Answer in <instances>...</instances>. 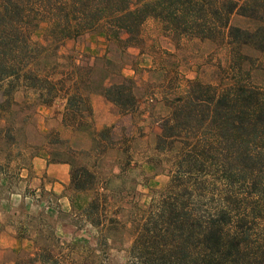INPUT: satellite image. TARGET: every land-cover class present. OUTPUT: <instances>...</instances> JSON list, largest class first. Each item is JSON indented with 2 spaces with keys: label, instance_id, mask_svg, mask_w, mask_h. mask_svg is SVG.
Here are the masks:
<instances>
[{
  "label": "trees",
  "instance_id": "trees-1",
  "mask_svg": "<svg viewBox=\"0 0 264 264\" xmlns=\"http://www.w3.org/2000/svg\"><path fill=\"white\" fill-rule=\"evenodd\" d=\"M234 12L256 19L255 29L229 25ZM149 18L176 35L209 40L228 37L229 43L264 50V0H0V119L11 124L7 130L15 129L18 117L28 120L30 113L21 115L24 105L48 106L60 97L66 101L63 124L69 119L77 125L84 123L85 115L91 117L88 96L95 83L91 68L71 63L69 72H62L58 49L67 38L87 31H103L107 40L114 42L122 31L127 34L125 43L135 41ZM42 26L43 41H38L32 35ZM127 82L124 79L107 87L99 84L97 89L107 99L130 100L134 96ZM167 121L171 126H163L158 138L163 146L166 140L181 145L176 155L177 171L162 191L166 199L161 201L152 227L145 223L135 234L129 249L131 263L264 264V88L238 79L223 86L189 81L185 93L174 99ZM181 125L206 132L196 142L183 145L185 137L192 135L180 136ZM98 134L94 131L91 135L97 146ZM52 143L64 146L60 138ZM221 143L224 149L220 151ZM212 145L215 154L211 153ZM83 152L69 147L47 152L52 155L48 161L70 165L76 191L86 190V183L94 178L85 165L75 163V156ZM211 159L222 162L228 196L221 200L225 199L226 205L218 201L210 211L196 212L190 199L204 191ZM225 159L230 163L227 166ZM105 200V192H97L80 212L82 220L98 230L101 246L112 238L119 223L104 211ZM43 237L51 246L61 243L53 227ZM44 245L39 246L40 253L14 264H46L47 257L53 260L51 264H60L63 259L66 264L73 263L70 255L58 258Z\"/></svg>",
  "mask_w": 264,
  "mask_h": 264
},
{
  "label": "rangeland",
  "instance_id": "rangeland-1",
  "mask_svg": "<svg viewBox=\"0 0 264 264\" xmlns=\"http://www.w3.org/2000/svg\"><path fill=\"white\" fill-rule=\"evenodd\" d=\"M257 24L256 19L239 13L234 12L229 17V25L248 31L254 30ZM43 34L42 26L32 36L43 41ZM126 37L127 34L120 31V39L114 42L113 39L107 40L103 31H87L67 38L58 49L62 72L68 73L71 63L91 68L90 76L95 81L88 96L91 117L85 115L84 123L77 125L74 119H69L66 125L63 124L66 101L61 97L48 106L28 108V104H22L21 115L24 117L30 113L29 118L21 121L18 117L11 132L7 130L11 124L0 119L1 198L7 197V191L24 190L18 171L28 166L32 157L44 155L48 161L52 155L47 152L56 149L84 150L83 154L75 156V163L77 166L85 165L94 173L84 191H76L70 178L68 194L71 209L67 212L59 210L57 216L59 245L51 246L52 243L43 237L56 225L52 219L44 213L31 215L22 204L19 205L15 219L19 233L31 236L34 249L9 253V264L34 256L43 244L58 258L70 255L72 264H132L129 249L135 234L145 223L152 227L161 201L166 199V192L162 191L177 171L176 155L181 145L166 140L163 146L158 138L163 133V126L172 124L167 119L172 113L174 99L185 93L189 81L223 86L238 79L264 88V50L251 44H232L228 37L222 36L209 40L176 35L164 30L161 23L153 18L144 22L137 40L125 43ZM124 79L129 80L127 84L132 86L133 99H107L97 89L99 84L107 87ZM91 97L98 98L94 104ZM17 99L21 100V94H17ZM193 125L200 127L197 123ZM181 126L180 136L192 135L185 137L183 145L196 142L206 132ZM94 131L99 132L96 138L99 146L91 140ZM6 135L14 139L7 140ZM57 138L64 141V146L52 143ZM201 141L199 144L202 145L207 142L204 138ZM218 147L223 150V143ZM214 148L212 145V154H215ZM97 151L102 152L98 155ZM211 160L212 163L209 161L211 164H207L208 174L204 177V191H201V196L190 199L196 212L210 211L218 201H222V197L228 196V187L223 185L222 162ZM229 164L225 159L224 166ZM25 190L32 192L27 187ZM97 192H105L103 208L106 214L119 220L112 238L102 246L98 230L80 216L82 208ZM241 196L239 194L238 197ZM222 202L226 205L225 199ZM237 205L242 209L240 201ZM149 218H152L150 222ZM47 259L49 262L46 264H51L53 260ZM63 260L60 264H66V259ZM34 264L41 263L37 261Z\"/></svg>",
  "mask_w": 264,
  "mask_h": 264
},
{
  "label": "crops",
  "instance_id": "crops-1",
  "mask_svg": "<svg viewBox=\"0 0 264 264\" xmlns=\"http://www.w3.org/2000/svg\"><path fill=\"white\" fill-rule=\"evenodd\" d=\"M98 97V96H95ZM92 103L98 98L91 97ZM95 108V107H94ZM18 177L23 183L20 191H7V197H0V263L9 264L11 252L32 251L34 243L31 236L19 233L15 219L19 205H23L31 215L47 214L56 225L59 210L70 211L69 200L70 166L65 162H49L44 155H35L26 167H21ZM25 187L31 193H27ZM59 224V223H58Z\"/></svg>",
  "mask_w": 264,
  "mask_h": 264
}]
</instances>
